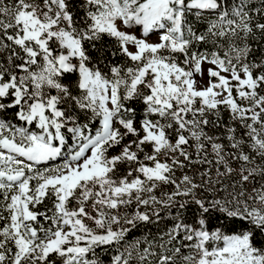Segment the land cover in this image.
<instances>
[{
    "label": "snow or ice",
    "instance_id": "6c2138e0",
    "mask_svg": "<svg viewBox=\"0 0 264 264\" xmlns=\"http://www.w3.org/2000/svg\"><path fill=\"white\" fill-rule=\"evenodd\" d=\"M108 248L264 264V0H0V264Z\"/></svg>",
    "mask_w": 264,
    "mask_h": 264
},
{
    "label": "trees",
    "instance_id": "16d2710c",
    "mask_svg": "<svg viewBox=\"0 0 264 264\" xmlns=\"http://www.w3.org/2000/svg\"><path fill=\"white\" fill-rule=\"evenodd\" d=\"M178 175H179V173H178ZM134 210H135V205H133V206H131V207H129L127 209L128 212H132ZM141 210L143 211V209H141ZM187 221L188 222H192L193 221V217H192L191 213L188 214ZM164 223L165 222H161V227L164 226ZM224 223H226L224 220L217 221V220L213 219V221H212L213 225H219V224H224ZM244 227H246V225H243L239 221H237V222H235V226L229 228L228 231H238V230H240V229H242ZM143 231H145V230L143 228H141L139 230L134 231L132 233V235H136V236L139 237L140 233L143 232ZM151 232H152V234H156L157 233V229L153 227V228H151ZM97 251H98V254L101 256V258L104 260L105 264H109L110 257L112 255L116 254L115 250L112 249V248H108L106 250L105 249H98Z\"/></svg>",
    "mask_w": 264,
    "mask_h": 264
},
{
    "label": "rangeland",
    "instance_id": "374dc122",
    "mask_svg": "<svg viewBox=\"0 0 264 264\" xmlns=\"http://www.w3.org/2000/svg\"><path fill=\"white\" fill-rule=\"evenodd\" d=\"M155 39V38H154ZM56 163H59V161H57Z\"/></svg>",
    "mask_w": 264,
    "mask_h": 264
}]
</instances>
